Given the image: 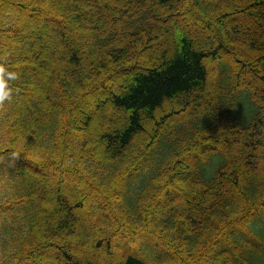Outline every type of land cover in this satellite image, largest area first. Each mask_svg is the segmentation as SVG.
<instances>
[{
    "label": "trees",
    "instance_id": "obj_1",
    "mask_svg": "<svg viewBox=\"0 0 264 264\" xmlns=\"http://www.w3.org/2000/svg\"><path fill=\"white\" fill-rule=\"evenodd\" d=\"M94 2L87 18L79 7ZM75 3L0 0V67L18 73L0 105V264H264V0ZM98 78L108 91L77 130L75 104ZM83 247L97 256H75Z\"/></svg>",
    "mask_w": 264,
    "mask_h": 264
},
{
    "label": "rangeland",
    "instance_id": "obj_2",
    "mask_svg": "<svg viewBox=\"0 0 264 264\" xmlns=\"http://www.w3.org/2000/svg\"><path fill=\"white\" fill-rule=\"evenodd\" d=\"M109 2H111V4H112V6L115 4H117L118 3V0H104V3H109ZM71 4H72V6H76L77 5V7H78V4L77 3H75L74 4V0H71ZM28 7V6H27ZM33 8V7H35V6H33V5H29V8ZM183 9L185 10L186 9V5L184 4L183 6ZM36 8V7H35ZM37 8H40V7H37ZM79 8H81L85 13H87L88 15H86L87 16V18H89V14H91L92 15V13H94L96 10H100V9H102V3L101 4H97V3H93V6H87V5H82V6H80ZM194 11V10H193ZM9 12H10V15H11V9L9 10ZM195 12V11H194ZM180 16V15H179ZM31 16L30 15H27V18H30ZM121 18V16H116L115 18H111L110 20H111V22L110 23H112L111 24V27H112V29L115 27V28H117L118 27V24H119V22H117V20H120V18ZM242 19L241 20H245L246 18H244V17H241ZM115 19H117L116 21H114ZM181 20V26L182 25H184L183 24V22L182 21H186V25H184V27L186 28V30L188 31V29L189 30H193V32H194V36H196L197 38H199V36H200V32H198L197 30H199V28H201V26L199 25V26H194V25H192V23L190 24V22H189V20L187 19V18H185L184 16H180V18H179V21ZM40 20H36V23H37V25H39L40 24ZM44 22V28L46 29L45 30V32L46 33H48V35H46L45 36V41H44V43L46 44V52H48L47 54H48V56L51 58H55L56 59V61H58V58L59 59H61V55H60V50H62L64 47H65V45L63 44V43H61L60 41L58 42V39H60V34H59V30L61 29V27L60 26H58V25H56V24H53L52 25V20H50V19H48L47 18V20H44L43 21ZM80 22H81V25H80V28H81V31L83 32L84 30H86V31H88V32H90L92 35L93 34H98L95 30H93L92 28H89L90 26H91V23L88 21V20H86V18L85 17H80ZM243 22H246V20L245 21H243ZM190 25H189V24ZM22 25H25V23L23 22L22 23ZM4 26V23H1V26L0 27H3ZM197 29V30H196ZM66 34H67V37L69 38V40L71 41V42H73V43H75V44H77V40H78V35L76 34V33H72V32H66ZM52 42H54L56 45L55 46H53V43ZM83 44V43H82ZM86 45V48L88 49V48H90V44H85ZM88 53H90V52H88ZM99 53H100V51L97 49V50H95V51H93V55L92 56H99ZM243 58V57H242ZM245 59H247V58H244L243 60H245ZM218 62H224L228 67H229V72H230V75H231V77H234V78H236L237 77V73L240 71L241 72V74H242V76L244 77V82H243V84L244 85H241V86H246V87H249V85H250V81H249V76H250V74H248V71L246 70V69H244V68H241L240 70L238 69V67H237V69L235 68V67H233L232 65H229V63H227V61L225 60V59H223L222 58V60H219ZM218 62H217V65H219L218 64ZM32 63L31 62H29V61H26V63H23V65H31ZM206 66H207V72H208V77H209V82H208V87L209 88H214V89H216V88H219L218 86H217V83H216V79H217V76H218V69H216V68H212V63H209V62H207L206 63ZM57 65H55L54 66V68L52 69V71H51V75L50 76H46V77H54L55 76V74L57 73ZM211 77V78H210ZM122 78V77H121ZM108 78H106L105 80H107ZM48 80V79H47ZM101 81H103L102 79H100V78H98V80L96 81V85L95 86H93L91 89H89V92L87 93V94H85V97L83 98V99H80V101H77V105L75 104V106H80V105H82V107H81V109H76L75 111V113H74V116H75V122H74V124H75V128L78 130V128H79V126H81V118H82V116L83 115H85L86 114V112H88L89 110H91L92 108H93V106H94V104L99 100V98L100 97H103L106 93H107V87H105L104 89H100L101 87L99 86L100 85V83H101ZM250 87H252V85L250 86ZM91 90H92V92H91ZM260 93H262V94H264V88H260ZM172 120V118L170 119V121ZM172 123V122H171ZM149 139H150V137H148ZM148 139V140H149ZM184 153V152H183ZM182 153V154H183ZM143 154V153H142ZM142 154H140L138 157H137V159L136 160H139L140 158V156L142 155ZM185 155V154H184ZM184 157V156H183ZM192 155H188V156H186L185 158H187V160H188V162L190 163V162H192ZM12 160V159H11ZM12 166H16V163H14L13 161H12V164H11ZM24 171H28L27 169H25ZM31 173V175H33V176H36L37 178H40L39 176H37V174L36 173H32V172H30ZM65 181L67 180L66 179V177H64L63 178ZM40 180H42L41 178H40ZM43 183H49L50 184V181H43ZM179 188H181L182 190H178L179 191V194H181L183 197H184V194H186V195H189V196H193V197H195V194L192 192L191 193V189L190 188H186V187H181L180 185H179ZM165 191V190H164ZM163 191V192H164ZM177 191V192H178ZM162 192V193H163ZM162 193L160 192L159 194L162 196ZM185 195V197H188V196H186ZM109 196H110V193H109ZM112 197V196H111ZM182 197V198H183ZM192 197V198H193ZM194 199V198H193ZM184 198L183 199H177V201H174V199L172 200V201H169V205L170 206H177V207H179L178 205L179 204H181V203H184ZM148 206H150L149 207V209H147V211H149V214H151V212L154 210L155 212H157V213H159L160 214V212L165 208V207H167L168 206V204H164V205H162V206H159V207H155L154 205H152V203H150ZM180 208V207H179ZM76 214V213H75ZM115 215H116V213H115ZM144 228H146V227H144ZM151 229V230H153V228L152 227H147V229ZM118 231H120V230H125V229H121V228H118L117 229ZM134 236H136V235H134ZM149 237V236H148ZM151 238V237H150ZM153 241H155L154 239H153V237L151 238ZM216 239H217V234H215L213 237H212V239L210 240V246H214L215 247V243H216ZM59 241V243H61V240H58ZM175 243V242H174ZM129 244L131 245V246H133L132 245V243L131 242H129ZM85 247H83V249H76V250H74L73 251V253H75V256H79V254L80 253H83V252H85V251H87L88 253H91L92 255H94V256H97V255H95L94 254V252H92L91 251V249L90 248H88L87 250L85 249ZM181 249V252H183V253H185L184 252V250H183V247H181L180 248ZM183 255V254H182ZM99 257H102L101 259H105V257H104V252L102 253V252H100L99 253ZM47 261H49V259H47ZM194 262L196 261V260H193ZM178 264H180V262H178ZM203 264H205V263H203Z\"/></svg>",
    "mask_w": 264,
    "mask_h": 264
},
{
    "label": "clouds",
    "instance_id": "obj_3",
    "mask_svg": "<svg viewBox=\"0 0 264 264\" xmlns=\"http://www.w3.org/2000/svg\"><path fill=\"white\" fill-rule=\"evenodd\" d=\"M16 79H18V73L0 67V105L11 100L12 90L9 83Z\"/></svg>",
    "mask_w": 264,
    "mask_h": 264
}]
</instances>
